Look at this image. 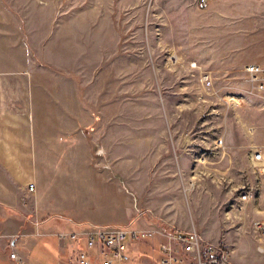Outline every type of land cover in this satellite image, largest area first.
Segmentation results:
<instances>
[{"label": "rangeland", "instance_id": "rangeland-1", "mask_svg": "<svg viewBox=\"0 0 264 264\" xmlns=\"http://www.w3.org/2000/svg\"><path fill=\"white\" fill-rule=\"evenodd\" d=\"M3 53L44 83L76 85L93 174L114 191L94 186L101 211L129 230H196L233 264H264L252 162L264 102L242 73L264 65V0H0ZM43 240L26 264H77Z\"/></svg>", "mask_w": 264, "mask_h": 264}, {"label": "crops", "instance_id": "crops-1", "mask_svg": "<svg viewBox=\"0 0 264 264\" xmlns=\"http://www.w3.org/2000/svg\"><path fill=\"white\" fill-rule=\"evenodd\" d=\"M3 54L4 59L0 58V264H26L29 250L33 251L46 238L57 242L61 253H72L73 258L83 244L69 247L55 240L57 232L58 236L94 226L127 229L123 215L110 217L95 202L94 186L103 185L114 191L93 174L76 85L44 83L36 71L21 65L11 68L7 54ZM30 182L36 187L32 194L27 192ZM80 208L92 213L81 214ZM155 251L149 242L141 243L129 253L130 264H158ZM13 252L15 260L9 257Z\"/></svg>", "mask_w": 264, "mask_h": 264}, {"label": "built area", "instance_id": "built-area-1", "mask_svg": "<svg viewBox=\"0 0 264 264\" xmlns=\"http://www.w3.org/2000/svg\"><path fill=\"white\" fill-rule=\"evenodd\" d=\"M242 73L249 87L248 93L264 102V65H246ZM200 84L205 90L211 86L208 74H201ZM222 145V140H219L218 146ZM252 162L260 167L259 173L264 176V152L261 149H255ZM35 189L33 182L27 184L29 194L34 193ZM254 189L250 187L245 190L238 198L239 203L242 205L250 203L255 198ZM253 228L261 235L264 234V222H256ZM58 238L69 247L73 244L78 246L83 244V247H78L76 251L77 264H130L128 245H140L143 242L156 243L158 264H233L228 253L212 244L203 243L196 230L164 231L155 226L142 230H129L120 227L94 226L75 233H62ZM258 252L263 253L264 249L258 248ZM9 257L15 260L16 253H11Z\"/></svg>", "mask_w": 264, "mask_h": 264}]
</instances>
